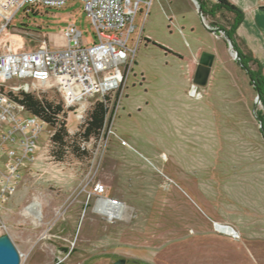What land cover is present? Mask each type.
<instances>
[{
  "label": "rangeland",
  "instance_id": "1",
  "mask_svg": "<svg viewBox=\"0 0 264 264\" xmlns=\"http://www.w3.org/2000/svg\"><path fill=\"white\" fill-rule=\"evenodd\" d=\"M198 6L152 0L137 12L126 77L111 94L99 139L85 145L89 158L51 161L52 128L41 132L38 158L0 201V234L12 240L19 264H80L101 252L142 264H264L262 105L216 27L232 15H199ZM69 23L85 44L96 41L81 3L69 0L17 11L14 27L0 34V50L7 38L28 49L42 39L64 47ZM203 53L211 63L197 81ZM45 96L61 99L54 89ZM88 109L81 121L66 112L69 132ZM96 184L104 192L94 191ZM100 197L121 202L116 218L96 210ZM214 222L237 233L224 234L229 228L216 230Z\"/></svg>",
  "mask_w": 264,
  "mask_h": 264
},
{
  "label": "built area",
  "instance_id": "2",
  "mask_svg": "<svg viewBox=\"0 0 264 264\" xmlns=\"http://www.w3.org/2000/svg\"><path fill=\"white\" fill-rule=\"evenodd\" d=\"M67 1L0 0V34L14 27V15L21 9L26 14L35 6L60 8ZM77 1L93 28L96 41L92 44L83 42L81 31L73 23L62 31L64 47H52L42 39L35 47L13 50L16 38L2 42L5 49L0 50V201L15 192L23 167L38 158L41 132L50 128L18 102V95L23 92L45 96L54 89L61 95L63 110L74 112L81 121L93 102L105 96L111 99V94L122 85L133 51L128 43L134 31V17L142 9L147 12L152 2ZM94 191L104 192L103 185L96 184ZM96 203L112 207V213L106 215L108 219L116 218V212L122 210L117 199L100 197Z\"/></svg>",
  "mask_w": 264,
  "mask_h": 264
},
{
  "label": "trees",
  "instance_id": "3",
  "mask_svg": "<svg viewBox=\"0 0 264 264\" xmlns=\"http://www.w3.org/2000/svg\"><path fill=\"white\" fill-rule=\"evenodd\" d=\"M203 16L213 17L217 11L224 10L232 16L224 26H217L226 37L231 40L232 47L237 53L240 67L246 70L253 89L259 94L262 109L257 112L260 121V132L264 138V73L259 61L254 58L251 51L237 36L236 29L243 19V12L229 0H214L210 9L207 8V0H197ZM212 27V24H210ZM23 48L22 44H12L13 50ZM110 97L93 102L83 122L79 123L74 132H69L66 127V112L61 101L50 99L46 96H37L32 93H20L18 102L31 114L39 117L47 123L52 132L49 136L48 157L51 161L64 163L69 158L81 160L90 157L91 151L86 144L91 140H98L105 123Z\"/></svg>",
  "mask_w": 264,
  "mask_h": 264
},
{
  "label": "crops",
  "instance_id": "4",
  "mask_svg": "<svg viewBox=\"0 0 264 264\" xmlns=\"http://www.w3.org/2000/svg\"><path fill=\"white\" fill-rule=\"evenodd\" d=\"M229 1L243 12V19L236 29L237 36L259 61L264 72V0Z\"/></svg>",
  "mask_w": 264,
  "mask_h": 264
},
{
  "label": "water",
  "instance_id": "5",
  "mask_svg": "<svg viewBox=\"0 0 264 264\" xmlns=\"http://www.w3.org/2000/svg\"><path fill=\"white\" fill-rule=\"evenodd\" d=\"M199 15L201 14V8L198 6L197 9ZM225 40L228 43V46L230 48L232 47V43L230 41V39L228 37H225ZM235 56H237V53H235ZM208 54L207 53H203L200 57L199 60V65L197 67V72L196 75L200 74V81H204L208 72V68H209V64L211 63L210 61L208 62ZM211 59V57H209ZM252 82V81H251ZM253 84V82H252ZM256 98L257 100H259V94L256 93ZM259 126L260 125V121H259ZM214 228L217 230V225H222V224H218L216 222H214ZM222 226L228 227L229 231L224 234H229V235H233L236 232V230L234 228H232L229 225L223 224ZM234 236V235H233ZM20 263V255L15 247V245L13 244L12 240L10 239V237L7 234H0V264H19ZM124 260H120L118 262H115L114 264H123Z\"/></svg>",
  "mask_w": 264,
  "mask_h": 264
},
{
  "label": "flooded vegetation",
  "instance_id": "6",
  "mask_svg": "<svg viewBox=\"0 0 264 264\" xmlns=\"http://www.w3.org/2000/svg\"><path fill=\"white\" fill-rule=\"evenodd\" d=\"M200 77H201L200 74L196 75L195 80L197 81L200 80ZM98 257L107 259L105 262H102L101 264H114L115 262H118L120 260H124L123 264H142L135 260H129L128 258H125L124 256L115 254L114 252H101V254H98V256L96 255L87 256L84 260L80 262V264H96L97 262L94 259Z\"/></svg>",
  "mask_w": 264,
  "mask_h": 264
},
{
  "label": "bare ground",
  "instance_id": "7",
  "mask_svg": "<svg viewBox=\"0 0 264 264\" xmlns=\"http://www.w3.org/2000/svg\"><path fill=\"white\" fill-rule=\"evenodd\" d=\"M201 14H202V11H201ZM204 26H206V25H204ZM207 27V26H206ZM236 52L234 51V54H235ZM101 204V203H100ZM35 205V203H32V204H30V205H28V207H27V209L28 208H30V207H32V206H34ZM102 205V204H101ZM112 207L111 206H109V205H106L105 204V206L104 205H102V207H100L99 209H96V210H98L99 212H103V213H105V214H111L112 213ZM121 211H117L116 212V214L115 215H118L119 213H120ZM118 218V217H117Z\"/></svg>",
  "mask_w": 264,
  "mask_h": 264
}]
</instances>
